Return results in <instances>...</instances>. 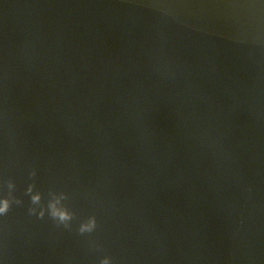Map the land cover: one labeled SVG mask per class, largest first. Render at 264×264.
Listing matches in <instances>:
<instances>
[{"label":"water","instance_id":"obj_1","mask_svg":"<svg viewBox=\"0 0 264 264\" xmlns=\"http://www.w3.org/2000/svg\"><path fill=\"white\" fill-rule=\"evenodd\" d=\"M9 179L0 264H264V0H0Z\"/></svg>","mask_w":264,"mask_h":264},{"label":"clouds","instance_id":"obj_2","mask_svg":"<svg viewBox=\"0 0 264 264\" xmlns=\"http://www.w3.org/2000/svg\"><path fill=\"white\" fill-rule=\"evenodd\" d=\"M31 177L36 176V171L32 170L30 172ZM7 195L0 198V217H5L8 215L13 204L20 206L23 201L16 198L13 195V190L15 188L14 182L9 179L7 182ZM35 184H29L26 189V194L30 196V202L32 207H29L28 212L30 215H35L38 219H43L47 213L58 225H63L65 228H70V222L73 220L75 213L70 211L67 206L63 204V201L67 199L66 194L61 193L57 195L56 193H50V199L48 200L47 206L42 204V194L39 191H34ZM39 206V211L37 207ZM97 229V219L96 217L89 216L85 221L81 222L78 228L80 235L91 234ZM99 247V245H96ZM99 264H114L113 258L111 256H103L99 260Z\"/></svg>","mask_w":264,"mask_h":264}]
</instances>
